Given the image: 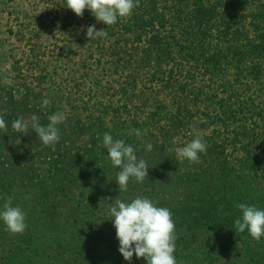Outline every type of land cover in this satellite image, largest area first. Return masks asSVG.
I'll return each instance as SVG.
<instances>
[{
	"label": "trees",
	"instance_id": "obj_1",
	"mask_svg": "<svg viewBox=\"0 0 264 264\" xmlns=\"http://www.w3.org/2000/svg\"><path fill=\"white\" fill-rule=\"evenodd\" d=\"M101 29L104 37L85 31L78 41L116 77L100 99L79 106L77 93L39 96L0 77V210L12 198L27 224L12 234L0 220V264H147L119 251L110 214L118 196L171 211L177 264H264V237L234 226L239 204L264 210V0H139ZM57 112L66 119L54 145L31 123L27 135L12 129L32 115L47 126ZM105 133L131 145L149 177L119 190ZM196 136L207 151L178 161L175 148Z\"/></svg>",
	"mask_w": 264,
	"mask_h": 264
},
{
	"label": "clouds",
	"instance_id": "obj_2",
	"mask_svg": "<svg viewBox=\"0 0 264 264\" xmlns=\"http://www.w3.org/2000/svg\"><path fill=\"white\" fill-rule=\"evenodd\" d=\"M66 7L78 17H83L84 11L89 10L98 22L107 26L113 25L118 18L130 16L134 8L139 7V0H66ZM89 40L104 37L106 30H97L95 25L86 28ZM50 101L45 98L42 106L47 107ZM66 119L63 113L57 112L48 116L49 124L42 126L38 117L32 115L29 119L23 116L12 122V129L27 135L29 124L38 135L39 141L44 145H54L60 140L57 125ZM0 130H7V124L0 116ZM137 137L141 136L140 130H133ZM103 144L107 150L112 164L120 169L117 173L119 190H127L130 178L143 182L148 176V165L145 160L138 159L135 150L123 140L113 139L105 133ZM207 142L196 136L183 147L175 148L178 161L187 159L197 162L199 154L207 151ZM149 151L152 145L148 144ZM179 171V169H178ZM111 199V198H108ZM110 214L119 240V251L126 261H131L133 256L143 258L147 264H177L174 253L176 252V226L171 211L166 207H157L152 200L146 197H136L131 202H123L119 196L112 201ZM242 212V217L234 222L236 233L249 232L252 238L259 241L264 237V210L255 206L241 203L237 206ZM0 220L12 234H23L27 228L26 214L20 207L12 206V198L0 210Z\"/></svg>",
	"mask_w": 264,
	"mask_h": 264
},
{
	"label": "rangeland",
	"instance_id": "obj_3",
	"mask_svg": "<svg viewBox=\"0 0 264 264\" xmlns=\"http://www.w3.org/2000/svg\"><path fill=\"white\" fill-rule=\"evenodd\" d=\"M101 24L87 9L78 17L66 0H0V77L39 96L41 88L63 99L77 93L79 106L82 97L100 99L116 77L98 66L97 48L78 41L88 26Z\"/></svg>",
	"mask_w": 264,
	"mask_h": 264
}]
</instances>
